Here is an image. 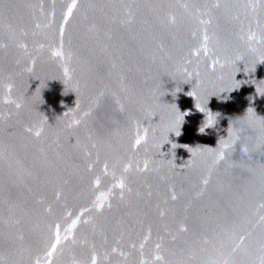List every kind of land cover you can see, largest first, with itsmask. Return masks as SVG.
<instances>
[{"label": "water", "instance_id": "obj_1", "mask_svg": "<svg viewBox=\"0 0 264 264\" xmlns=\"http://www.w3.org/2000/svg\"><path fill=\"white\" fill-rule=\"evenodd\" d=\"M0 264H264V0H0Z\"/></svg>", "mask_w": 264, "mask_h": 264}]
</instances>
